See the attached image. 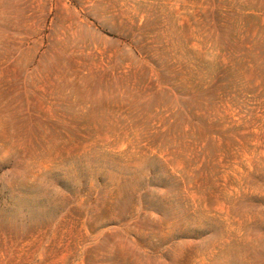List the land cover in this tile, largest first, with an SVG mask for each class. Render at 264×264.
I'll list each match as a JSON object with an SVG mask.
<instances>
[{
  "label": "rangeland",
  "instance_id": "1",
  "mask_svg": "<svg viewBox=\"0 0 264 264\" xmlns=\"http://www.w3.org/2000/svg\"><path fill=\"white\" fill-rule=\"evenodd\" d=\"M0 264H264V0H0Z\"/></svg>",
  "mask_w": 264,
  "mask_h": 264
}]
</instances>
